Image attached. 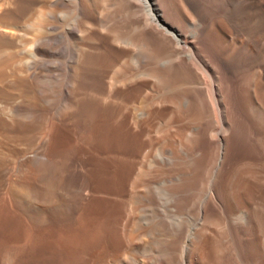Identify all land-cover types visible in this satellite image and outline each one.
<instances>
[{"label": "bare ground", "instance_id": "6f19581e", "mask_svg": "<svg viewBox=\"0 0 264 264\" xmlns=\"http://www.w3.org/2000/svg\"><path fill=\"white\" fill-rule=\"evenodd\" d=\"M0 52V113L38 111L17 214L69 222L110 183L48 264H264V0H0Z\"/></svg>", "mask_w": 264, "mask_h": 264}, {"label": "rangeland", "instance_id": "374dc122", "mask_svg": "<svg viewBox=\"0 0 264 264\" xmlns=\"http://www.w3.org/2000/svg\"><path fill=\"white\" fill-rule=\"evenodd\" d=\"M69 20H67V22H70ZM71 42L70 39L65 42L69 48L72 46ZM3 56H5V54L0 52V62L2 61ZM85 79L87 80L89 77ZM5 102L11 103V101ZM4 111L5 113H0V154L4 153L5 155V158H3L4 155H0L1 158L5 160L2 159L5 162L3 163L0 158V190L2 189L0 191V254L2 253L3 247L10 241L14 244V247L18 249V254L21 256L20 261L23 262V264H48L60 258H69L82 249V245L86 242V239L88 240L90 239L88 237H93V232L96 233L97 229H100L99 227H104L108 224V220L110 221V217H107V219L109 218L108 220L105 219L107 215H111V210H109V208L110 206L112 207V203H110V199L106 194V190H109L107 189V186L110 185L109 182L107 185L109 179L105 175L102 176L100 173L97 174L102 177L105 176V178H102V180L104 179L102 184L105 188L107 187L106 189L102 187L105 191L104 197L102 193V195L96 194V196L100 195L99 198L97 197V201L102 199L101 201L97 202L96 196H94L92 199H89V203L91 204L86 202L88 205H86L87 207L85 206V203L82 205L86 207H83L84 210L81 208V211L78 214H73V212H71L68 215V217L71 216L68 220H71L72 222L65 221L66 218L62 219L63 221L57 224L51 222L48 223V221L42 220L40 223L38 222L39 224L37 223L38 228H36V223L30 224L24 217L21 218L19 214H17L15 210L16 208H14L15 206L10 202L7 196L10 188L8 184L12 182L15 174L18 172V169L20 168L19 166L21 165L20 161L24 160L25 158L23 157L25 156L26 158L31 157L32 153L37 148L38 130L36 127L37 121L35 120L38 118V111L36 116V111H33L29 113L28 117L23 114L20 115V113H12L8 109H5ZM5 153H8L9 155H6ZM21 158L23 159L21 160ZM9 168L14 170L10 171ZM5 169L9 170L7 171ZM2 170L5 171L7 175H3V172H1ZM15 170L16 173L12 175ZM7 177L10 178L11 181H9ZM5 178L7 180L6 182L4 180ZM95 179L98 180V176H95ZM95 179L93 181H95ZM99 181L101 182V178H99ZM96 182L98 183V181H95V183ZM100 182L99 185L96 183L97 187L99 186L98 189L97 187L95 188L98 191H103L101 188L103 185H101ZM95 183L94 186H96ZM105 196L106 199L103 200ZM106 213L109 214L106 215ZM103 223H105L104 226ZM102 227L101 229H103ZM35 229H39V231L35 233ZM101 229L99 230L100 232ZM99 231L97 233H99ZM0 263H2V261H0Z\"/></svg>", "mask_w": 264, "mask_h": 264}]
</instances>
